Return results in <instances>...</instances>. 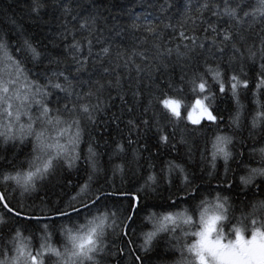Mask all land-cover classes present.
Here are the masks:
<instances>
[{
    "label": "snow or ice",
    "instance_id": "6c2138e0",
    "mask_svg": "<svg viewBox=\"0 0 264 264\" xmlns=\"http://www.w3.org/2000/svg\"><path fill=\"white\" fill-rule=\"evenodd\" d=\"M96 4L0 8V264H264V0Z\"/></svg>",
    "mask_w": 264,
    "mask_h": 264
},
{
    "label": "trees",
    "instance_id": "16d2710c",
    "mask_svg": "<svg viewBox=\"0 0 264 264\" xmlns=\"http://www.w3.org/2000/svg\"><path fill=\"white\" fill-rule=\"evenodd\" d=\"M11 2H12V0H0V8L7 7ZM83 2L85 5H87L89 3V0H83ZM139 3H140V0H97L96 7L103 9V8H107L109 5L115 4L117 6L124 7V8H133V14L139 13L143 17L145 15V12H144L143 8L137 7V5ZM176 3L178 5H180L183 3V0H176ZM9 10L11 11L13 9H9ZM113 13L119 14L118 7L113 8ZM46 19H48V17H46ZM51 19H52V28H53V30H55L58 27V25L56 24V20H55L54 16ZM173 23L176 24L177 30H179L178 22L174 20ZM35 31L39 32V29H36ZM168 32L170 35L171 30H168ZM167 38L168 37L165 36V39H167ZM59 44L62 47L63 41H60ZM32 71L35 72L36 69H33ZM116 103L119 104V101H117ZM222 107H223V105H222ZM111 111L119 113V109L117 107H113ZM105 119H107L109 121L111 120V112H109L105 115ZM115 127H116L115 125H111V124L106 125L103 122H100L95 129V136L99 137L101 140L108 139L109 136L116 135V133L114 131ZM105 128H107L108 131H104ZM14 151H19V149L14 150ZM145 155H147V153H145ZM23 157H24V152H20V158L23 159ZM81 168H83V165H81ZM82 176H83L82 171L80 172V174H77L76 172L72 173L71 182H70L72 188H75L76 182L78 180H80L82 178ZM67 185H68V182L66 181L65 187L63 190L59 187L54 188V189L49 188V190L46 193L44 191H41L40 195L46 196L47 198H50L52 200H56L58 197L63 196L65 192L69 191Z\"/></svg>",
    "mask_w": 264,
    "mask_h": 264
}]
</instances>
